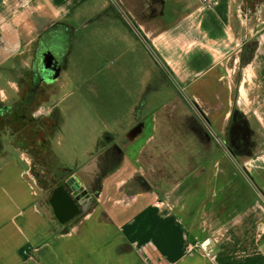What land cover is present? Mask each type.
Masks as SVG:
<instances>
[{"label":"rangeland","instance_id":"obj_1","mask_svg":"<svg viewBox=\"0 0 264 264\" xmlns=\"http://www.w3.org/2000/svg\"><path fill=\"white\" fill-rule=\"evenodd\" d=\"M238 1L232 9L234 22L238 15L243 21L236 27L241 36L230 37L229 48L211 52L219 71L230 81V95L217 102L201 88H212L207 79H199L200 86L187 82L178 63L186 49L177 37L141 33L122 5L107 0L106 13L114 20L91 23L71 40L64 71L69 83L65 92L71 96L62 104L63 119L46 146L55 167L77 172L58 171L65 177H57V185L66 187L65 178L74 176L81 191L73 197L84 193L85 204L93 206L95 177L78 172L87 169L92 158L97 164L98 154L113 143V134L119 136L135 126L136 137L142 122L146 134L153 130L149 143L128 157L125 165L129 171L134 161L138 180L132 176L130 185L135 190L155 191L170 199L182 196L179 205H186L184 212L191 213L202 240L247 238L258 229L256 217L264 220V84H258L264 82V72L255 71L253 56L259 45L257 29L264 26L258 21V11L264 8L257 7L259 0H245L244 5ZM147 57V72L131 63ZM245 72L248 78L243 82ZM199 90L202 96L197 95ZM21 152L24 159H32V176L33 155ZM10 154L1 152L0 158H11ZM48 163L38 178V188L46 196L52 189V180L46 176L52 165Z\"/></svg>","mask_w":264,"mask_h":264},{"label":"crops","instance_id":"obj_2","mask_svg":"<svg viewBox=\"0 0 264 264\" xmlns=\"http://www.w3.org/2000/svg\"><path fill=\"white\" fill-rule=\"evenodd\" d=\"M115 1L139 25L141 33L177 37L178 44H184L186 49V55L179 56L178 63L187 82L200 86L199 79H207L212 88L202 86V90L211 92V101H225L231 92L230 81L219 71L211 52L229 48L230 37L241 36L236 27L243 21L238 15L239 23L234 22L232 9L236 0H216L215 6H203L200 0ZM256 5L264 8V0ZM107 6V0H0V27L15 41L12 43L15 47L24 50L30 37L53 23L68 25L73 36L78 37L81 29L91 23L113 21L106 13ZM258 12V21L264 23V9ZM110 29L114 32L112 26ZM257 30L259 45H255L253 60L257 63L255 71L260 69L263 73L264 26ZM131 63L140 65L143 72L150 65L148 57ZM197 92L202 96L200 90ZM138 124L136 137L135 126L121 134L128 140L122 147L123 157L102 180L95 204L88 207L86 200L81 204L84 193L78 196L81 209H85L80 215L73 213L58 218L51 204L54 192L60 187L56 178L65 176L57 172L65 169L75 173V169L50 165L46 174L52 180L49 195L38 188V178L44 167L49 166L47 156L52 155L46 145L35 148L39 155L33 154L32 176L29 174L32 159L22 157L23 149L16 151V156L20 154L24 163L18 157L0 158V264H264V220L258 221L256 217L254 223L258 229L247 238L231 236L221 242L209 238L212 254L206 257L198 245L207 238L201 239L202 233L193 225L191 213L184 212L186 205H179L182 196L173 195L171 198L176 199H170L165 194L135 190L130 185L132 176L138 179L134 161L130 162L133 168L125 170L128 157L147 147L153 131L146 134L143 123ZM94 160L79 175L95 177L97 166L90 167L96 164ZM61 194L72 201L70 195Z\"/></svg>","mask_w":264,"mask_h":264},{"label":"flooded vegetation","instance_id":"obj_3","mask_svg":"<svg viewBox=\"0 0 264 264\" xmlns=\"http://www.w3.org/2000/svg\"><path fill=\"white\" fill-rule=\"evenodd\" d=\"M2 28L0 27V150L10 151L13 158L23 160L20 159V154L16 156V151L24 149L31 155H39L35 150L36 146L50 144L53 133L61 124V106L71 96V93L65 92L69 83L64 78V71L74 36H69L68 25L53 23L30 37L26 48L21 50L19 46L12 44L15 41H12L10 35H5ZM6 50L11 52L7 57ZM112 139L113 143L98 156L100 159L108 150L113 151L105 158L106 167L116 162L119 156L121 161L122 147L127 142V137L122 135H113ZM122 140L125 141L123 145ZM51 156H47L48 162H52ZM63 190L79 206L78 214H82L85 209H81L78 196L73 197L67 187H63ZM98 191L99 189L96 191L97 197ZM83 199L82 197V201L80 200L81 204Z\"/></svg>","mask_w":264,"mask_h":264},{"label":"water","instance_id":"obj_4","mask_svg":"<svg viewBox=\"0 0 264 264\" xmlns=\"http://www.w3.org/2000/svg\"><path fill=\"white\" fill-rule=\"evenodd\" d=\"M61 191H63L65 194H67L63 187L57 188V190L54 192L53 199L51 201V204L53 206L54 212L58 218L71 216L73 213L78 214L79 209L78 206L75 203L70 202L65 195L61 194ZM58 194V196H57ZM60 194V195H59ZM57 196V197H56Z\"/></svg>","mask_w":264,"mask_h":264},{"label":"trees","instance_id":"obj_5","mask_svg":"<svg viewBox=\"0 0 264 264\" xmlns=\"http://www.w3.org/2000/svg\"><path fill=\"white\" fill-rule=\"evenodd\" d=\"M69 29V36L71 38H73V29L68 28ZM113 152L112 150H108L106 152V154L104 155V157H101L100 159H98V162L96 164L97 166V173L95 175L94 178V187L93 190L94 192H96L99 189V186L101 185L102 180L110 173L112 172L120 163V156L117 157L116 162H114L113 164H111L109 167H106L105 164V158L106 156L110 153Z\"/></svg>","mask_w":264,"mask_h":264},{"label":"built area","instance_id":"obj_6","mask_svg":"<svg viewBox=\"0 0 264 264\" xmlns=\"http://www.w3.org/2000/svg\"><path fill=\"white\" fill-rule=\"evenodd\" d=\"M201 5L205 6V5H209V6H215L217 4L216 0H200ZM75 179L73 177H68L67 179H65V186L67 187V189L69 191H71L73 193V195H76V193L79 191H81V189L79 190V187H77L75 181ZM75 193V194H74ZM211 244L210 241L207 239L203 242H201L198 245V249L206 256V257H210L212 254V249H211ZM27 251L23 252V255H26Z\"/></svg>","mask_w":264,"mask_h":264},{"label":"bare ground","instance_id":"obj_7","mask_svg":"<svg viewBox=\"0 0 264 264\" xmlns=\"http://www.w3.org/2000/svg\"><path fill=\"white\" fill-rule=\"evenodd\" d=\"M248 73V72H247ZM246 72H245V77H244V81L243 82H245L246 81V79L248 78V74H247Z\"/></svg>","mask_w":264,"mask_h":264}]
</instances>
